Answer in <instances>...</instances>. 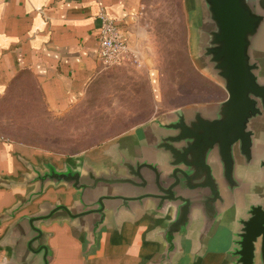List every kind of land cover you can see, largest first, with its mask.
Masks as SVG:
<instances>
[{
	"label": "water",
	"instance_id": "obj_1",
	"mask_svg": "<svg viewBox=\"0 0 264 264\" xmlns=\"http://www.w3.org/2000/svg\"><path fill=\"white\" fill-rule=\"evenodd\" d=\"M190 44L196 65L228 97L211 105L181 108L155 119L136 133L150 140L143 157L119 153L118 161L99 171L78 158L79 170L48 166L36 172L41 194L46 184L73 187L80 210L56 205L28 217L35 234L29 249L48 248L39 223L60 212L70 220H90L95 233L113 212L133 217L151 210L167 216L165 248L158 264L178 253V238L201 220L202 238L223 219L235 217L231 264H264V0H187Z\"/></svg>",
	"mask_w": 264,
	"mask_h": 264
},
{
	"label": "crops",
	"instance_id": "obj_2",
	"mask_svg": "<svg viewBox=\"0 0 264 264\" xmlns=\"http://www.w3.org/2000/svg\"><path fill=\"white\" fill-rule=\"evenodd\" d=\"M142 0H0V93L16 91L30 82L43 105L54 111L71 108L105 70L99 60L100 20L107 15L121 24L124 40L135 50L139 32L135 23ZM198 72L206 77L197 65ZM208 78V77H206ZM22 83V84H21ZM23 86V85H22ZM204 105L218 104L228 97ZM0 95V96H1ZM146 132H131L113 142L76 156L60 157L0 138V264H45L43 254L30 251L34 237L28 217L61 205L80 210V194L73 187L35 182L48 166L59 171L79 170L78 158L97 172L112 167L119 153L143 157L140 145ZM151 210L133 217L107 214L93 232V220H70L64 212L39 223L48 264H158L165 248L163 231L171 220ZM235 217H226L215 231L202 238L201 220L178 238V253L166 264H231Z\"/></svg>",
	"mask_w": 264,
	"mask_h": 264
},
{
	"label": "rangeland",
	"instance_id": "obj_3",
	"mask_svg": "<svg viewBox=\"0 0 264 264\" xmlns=\"http://www.w3.org/2000/svg\"><path fill=\"white\" fill-rule=\"evenodd\" d=\"M190 18L187 0H142L135 15L137 59L103 70L73 107L61 111L44 106L30 82L0 93V138L71 157L175 110L223 100L218 85L197 70Z\"/></svg>",
	"mask_w": 264,
	"mask_h": 264
},
{
	"label": "built area",
	"instance_id": "obj_4",
	"mask_svg": "<svg viewBox=\"0 0 264 264\" xmlns=\"http://www.w3.org/2000/svg\"><path fill=\"white\" fill-rule=\"evenodd\" d=\"M100 20L99 60L104 69H109L137 59L135 51L124 40L119 22L110 18L104 10L98 14Z\"/></svg>",
	"mask_w": 264,
	"mask_h": 264
},
{
	"label": "trees",
	"instance_id": "obj_5",
	"mask_svg": "<svg viewBox=\"0 0 264 264\" xmlns=\"http://www.w3.org/2000/svg\"><path fill=\"white\" fill-rule=\"evenodd\" d=\"M201 77L203 78V76H202V75H201ZM205 81H206V82H208V83H210V82H209L207 79H205ZM210 84H211V83H210ZM218 90H220V89L218 88Z\"/></svg>",
	"mask_w": 264,
	"mask_h": 264
}]
</instances>
